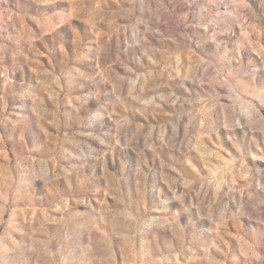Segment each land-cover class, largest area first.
<instances>
[{
	"label": "rangeland",
	"instance_id": "374dc122",
	"mask_svg": "<svg viewBox=\"0 0 264 264\" xmlns=\"http://www.w3.org/2000/svg\"><path fill=\"white\" fill-rule=\"evenodd\" d=\"M0 264H264V0H0Z\"/></svg>",
	"mask_w": 264,
	"mask_h": 264
}]
</instances>
